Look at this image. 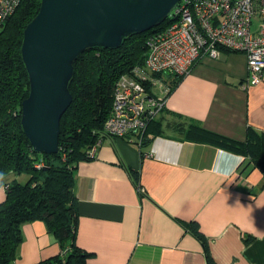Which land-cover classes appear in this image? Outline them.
Returning <instances> with one entry per match:
<instances>
[{"label":"crops","instance_id":"1","mask_svg":"<svg viewBox=\"0 0 264 264\" xmlns=\"http://www.w3.org/2000/svg\"><path fill=\"white\" fill-rule=\"evenodd\" d=\"M247 75L242 51L202 57L167 95L147 143L104 134L94 157L76 164L73 245L88 253L82 264H206L191 221L217 264H264L261 171L198 134L245 141L264 133V69L259 82L243 87ZM21 235L13 264L61 251L42 220L24 222Z\"/></svg>","mask_w":264,"mask_h":264},{"label":"trees","instance_id":"2","mask_svg":"<svg viewBox=\"0 0 264 264\" xmlns=\"http://www.w3.org/2000/svg\"><path fill=\"white\" fill-rule=\"evenodd\" d=\"M39 5L40 0H22L0 26V184L5 191L0 202V264H13L22 224L36 219L45 223L62 247L58 255L38 264H82L88 253L73 245L77 222L74 168L80 160L94 157L89 149L106 134L104 122L111 112L116 81L144 62L150 35L171 19L130 35L119 47H93L77 56L69 84L72 100L59 120L58 151L38 153L20 129L21 102L29 92L20 45L23 29ZM182 77L168 76L172 83L167 94ZM153 121L147 123L144 136ZM198 132L209 143L245 155L264 177V133H249L245 141H237L204 129ZM144 139L142 143L150 140ZM21 173L28 175L24 183L17 180ZM188 226L203 244L206 264H217L198 223L191 221Z\"/></svg>","mask_w":264,"mask_h":264},{"label":"built area","instance_id":"3","mask_svg":"<svg viewBox=\"0 0 264 264\" xmlns=\"http://www.w3.org/2000/svg\"><path fill=\"white\" fill-rule=\"evenodd\" d=\"M21 1L0 0V26ZM167 18L171 21L150 35L144 62L116 81L111 112L104 122L107 135L126 136L140 145L147 123L165 107L169 84L164 78L185 76L196 61L218 58L222 49L246 54L248 75L243 87L260 81L264 0H179ZM99 143L89 149L90 156Z\"/></svg>","mask_w":264,"mask_h":264},{"label":"water","instance_id":"4","mask_svg":"<svg viewBox=\"0 0 264 264\" xmlns=\"http://www.w3.org/2000/svg\"><path fill=\"white\" fill-rule=\"evenodd\" d=\"M178 1L40 0L20 45L29 82L20 129L34 151H58L59 120L72 100L77 56L93 47H119L130 35L160 25Z\"/></svg>","mask_w":264,"mask_h":264},{"label":"rangeland","instance_id":"5","mask_svg":"<svg viewBox=\"0 0 264 264\" xmlns=\"http://www.w3.org/2000/svg\"><path fill=\"white\" fill-rule=\"evenodd\" d=\"M28 178V175L26 173H21L17 176V180L21 183H24Z\"/></svg>","mask_w":264,"mask_h":264}]
</instances>
